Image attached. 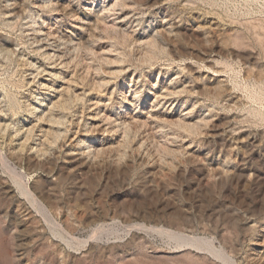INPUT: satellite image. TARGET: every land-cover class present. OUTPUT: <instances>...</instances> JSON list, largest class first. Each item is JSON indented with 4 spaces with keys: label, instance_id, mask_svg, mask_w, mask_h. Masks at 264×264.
I'll list each match as a JSON object with an SVG mask.
<instances>
[{
    "label": "rangeland",
    "instance_id": "obj_1",
    "mask_svg": "<svg viewBox=\"0 0 264 264\" xmlns=\"http://www.w3.org/2000/svg\"><path fill=\"white\" fill-rule=\"evenodd\" d=\"M263 257L264 0H0V264Z\"/></svg>",
    "mask_w": 264,
    "mask_h": 264
},
{
    "label": "bare ground",
    "instance_id": "obj_2",
    "mask_svg": "<svg viewBox=\"0 0 264 264\" xmlns=\"http://www.w3.org/2000/svg\"><path fill=\"white\" fill-rule=\"evenodd\" d=\"M46 9H47V8H46ZM48 32H49V31H48ZM41 33H42V31H41ZM50 35H52V34H50ZM43 36H44V35H43ZM46 36H47V35H46ZM37 37H38V36H37ZM52 37H53V36H52ZM52 37H51L50 39H52ZM33 38H34V37H33ZM56 38H57V37H56ZM56 38H55V39H56ZM42 39H43V38H41V40H42ZM44 39H45V38H44ZM44 39H43V40H44ZM46 39H47V38H46ZM57 40H58V39H57ZM57 40H56V41H57ZM33 41H35V39H34ZM36 41H38V40L36 39ZM46 41H48V40H46ZM51 41H52V40H51ZM53 42H54V41H53ZM60 42H61V41H60ZM38 43H39V42H38ZM46 43H47V42H46ZM51 43H52V42H51ZM39 44H40V45L38 46L39 49H43L44 52H47V51H48V49H49L48 47H50V46H47V45H46L44 42H42V41H40ZM34 45H35V43H34ZM36 45H37V43H36ZM55 45H56V43H55ZM52 46H54V45L51 44V47H52ZM35 49H36V48H35ZM55 49H56V48H55ZM57 49H58V48H57ZM37 50H38V49H37ZM58 50H59V49H58ZM39 51H40V50H39ZM52 51H53V50H52ZM56 51H57V50H56ZM41 52H42V50H41ZM49 52H50V51H49ZM55 53H56V52H55ZM50 54L53 55L52 53H50ZM57 54H58V53H57ZM58 55H60V54H58ZM42 56H43V55H42ZM44 56H45V55H44ZM47 56H49V54H48ZM63 56H64V55H63ZM49 57H50V56H49ZM53 58H54V57H53ZM53 58H52V59H53ZM61 58H62V57H61ZM61 58H60V59H61ZM49 59H50V58H49ZM171 91H172V90H171ZM167 93H168V92H167ZM165 98H166V97H165ZM62 100H63V99H62ZM61 108H62V107H61ZM130 126H131V125H130ZM27 189H28V188H27ZM24 190H25V189H24ZM25 192L27 193V195L31 194V192H30L29 190H25ZM29 196H30V195H29ZM30 197H31V196H30ZM170 234H172V233L170 232ZM170 234H169V235H170ZM173 235H174V234H173ZM175 235H176V234H175ZM176 237L183 238V239L187 242V244H188V243H191V245H192V244H193V245L198 244V240H197V239L185 238L184 236H179V235H177ZM176 237H175V238H176ZM186 237H187V236H186ZM176 239H178V238H176ZM183 239H182V240H183ZM178 240H179V239H178ZM254 241H255V240H254ZM185 244H186V243H185ZM188 245H189V244H188ZM191 245H190V246H191ZM259 245H260V244H259ZM214 250H215V249H214ZM259 254H260V253H259ZM263 258H264V257H263ZM260 261H261V260H260Z\"/></svg>",
    "mask_w": 264,
    "mask_h": 264
}]
</instances>
